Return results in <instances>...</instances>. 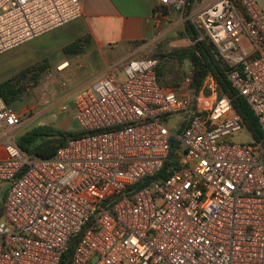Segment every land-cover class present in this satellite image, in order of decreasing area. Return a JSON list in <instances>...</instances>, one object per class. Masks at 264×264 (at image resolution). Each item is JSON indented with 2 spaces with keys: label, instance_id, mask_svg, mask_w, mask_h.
Masks as SVG:
<instances>
[{
  "label": "built area",
  "instance_id": "2783aa9c",
  "mask_svg": "<svg viewBox=\"0 0 264 264\" xmlns=\"http://www.w3.org/2000/svg\"><path fill=\"white\" fill-rule=\"evenodd\" d=\"M197 1L157 4L188 8L261 137L225 139L244 124L214 75L181 95L159 83L152 56L81 90L86 132L49 157L17 145L21 114L0 94V264H264V0ZM81 14V0H0V53ZM166 16L155 9V23Z\"/></svg>",
  "mask_w": 264,
  "mask_h": 264
},
{
  "label": "crops",
  "instance_id": "0c3cea01",
  "mask_svg": "<svg viewBox=\"0 0 264 264\" xmlns=\"http://www.w3.org/2000/svg\"><path fill=\"white\" fill-rule=\"evenodd\" d=\"M81 1L82 14L79 17L0 53V82L35 66L28 75L22 77L21 82L28 83L36 78V84L25 90L23 88L8 103L21 114V122L13 129L14 136L42 124L68 129L71 117L74 118L78 93L111 65L122 73L124 63L131 57L151 56L154 52L164 53L156 47L163 32L162 25L171 18L181 16L180 11L171 9L160 24L155 23L154 7L157 0ZM214 1L199 0L197 9ZM81 38L85 40L84 43L78 42L76 45L81 49L67 50L68 45ZM153 47L152 52L145 54ZM183 61L188 63L185 59ZM187 77L188 83L185 81ZM190 80L187 73L179 79V86L174 90L181 95L187 89L195 90L189 85ZM217 94L220 96L219 90ZM209 96L212 97L211 94ZM70 97L74 101L71 112L55 116V120L50 122L40 119L48 109ZM60 109L66 110L67 106L63 103Z\"/></svg>",
  "mask_w": 264,
  "mask_h": 264
},
{
  "label": "trees",
  "instance_id": "16d2710c",
  "mask_svg": "<svg viewBox=\"0 0 264 264\" xmlns=\"http://www.w3.org/2000/svg\"><path fill=\"white\" fill-rule=\"evenodd\" d=\"M193 0H189L188 8H190ZM158 7H162L165 13H168L170 9L166 5L156 4L154 10ZM188 8L186 12H188ZM182 37H188L193 42H189L185 45L175 46L167 53L154 52L151 56H156L159 60L156 66V74L159 83L164 87L176 89L179 86V79L182 77L183 71L173 70L169 68V59H185L188 63V73L190 76L189 85L198 89L207 73H211L217 80L219 95L227 94L232 102L233 108L240 114L243 124L249 130L252 139H259L262 135L260 124L253 112L252 108L248 104L244 96L240 95L238 91L230 84V81L226 75L227 64L221 58L215 45L204 35L203 38H197L198 30L195 24L190 18L184 21L183 29L180 32ZM84 39H79L76 42L71 43L66 48L72 50L81 49L76 47L79 43H84ZM79 42V43H78ZM165 57H168L165 59ZM35 66H31L27 69L20 71L19 73L0 82V94L4 100L9 103L14 100L20 93V91L27 84L21 82L22 77L28 75V73ZM26 83V84H25ZM32 84L36 83V78L31 81ZM86 130H69L64 128H58L48 124H42L34 126L16 137L17 145L26 152L36 154L40 157H49L55 154L58 147L63 145L67 139L71 136H76ZM173 150L170 152V156L165 161L162 171L164 172L166 167L173 163L172 159Z\"/></svg>",
  "mask_w": 264,
  "mask_h": 264
},
{
  "label": "rangeland",
  "instance_id": "374dc122",
  "mask_svg": "<svg viewBox=\"0 0 264 264\" xmlns=\"http://www.w3.org/2000/svg\"><path fill=\"white\" fill-rule=\"evenodd\" d=\"M199 5V0L197 1V3L194 5V7H198ZM193 7V8H194ZM186 13L181 14V16L175 17V18H171L169 21H166L163 25H162V29L163 32L161 34V37L157 40V44L156 47L158 48V50L163 51L164 53H167L169 50H171L173 47L175 46H180V45H185L189 42H193V40H190L188 37H182L181 36V31L183 29V24L184 21L187 19L186 17ZM155 47V48H156ZM154 50V47L149 49L148 51L145 52V54H148L150 52H152ZM168 57H166L165 59H167ZM169 68H172L173 70H177V71H183L181 73V76H185L187 75L188 71L186 70L187 67V63L180 60L178 61L177 59H169ZM36 84V83H35ZM34 84L31 83V81H29L23 90H25L27 87H31ZM210 91L208 89H206L204 91L205 94L209 93ZM65 104L67 106L66 110L60 109V105L61 104ZM74 108V101L73 98H68V99H64L62 100L60 103L56 104L55 106L51 107V109H48L47 113L42 115L40 117V119H44L45 121H51L52 119L55 120V116H62L68 112H71ZM181 118V115L179 113H175L172 116L168 117V123H171V126L174 127L175 130H177L176 127V121L179 120ZM31 126V125H30ZM69 130H78L81 128L80 124L78 123V120L74 117H71V121L70 124L67 127ZM19 135V133L15 134V136ZM225 139H230V140H235V141H250L252 140L251 134L249 132V130L247 129V127L245 125H243V127L239 130L236 131H232L231 133H228L224 136Z\"/></svg>",
  "mask_w": 264,
  "mask_h": 264
}]
</instances>
